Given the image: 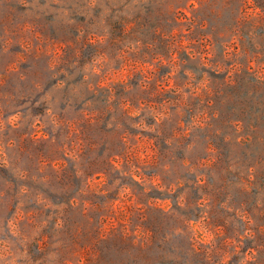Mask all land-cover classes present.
Listing matches in <instances>:
<instances>
[{
    "label": "rangeland",
    "instance_id": "rangeland-1",
    "mask_svg": "<svg viewBox=\"0 0 264 264\" xmlns=\"http://www.w3.org/2000/svg\"><path fill=\"white\" fill-rule=\"evenodd\" d=\"M0 264H264V0H0Z\"/></svg>",
    "mask_w": 264,
    "mask_h": 264
}]
</instances>
